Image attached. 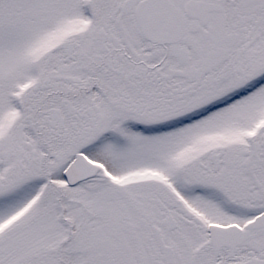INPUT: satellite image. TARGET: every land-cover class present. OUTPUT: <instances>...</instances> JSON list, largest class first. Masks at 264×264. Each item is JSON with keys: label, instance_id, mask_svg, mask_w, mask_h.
<instances>
[{"label": "snow or ice", "instance_id": "6c2138e0", "mask_svg": "<svg viewBox=\"0 0 264 264\" xmlns=\"http://www.w3.org/2000/svg\"><path fill=\"white\" fill-rule=\"evenodd\" d=\"M0 264H264V0H0Z\"/></svg>", "mask_w": 264, "mask_h": 264}]
</instances>
